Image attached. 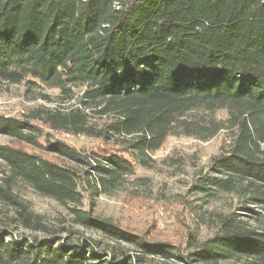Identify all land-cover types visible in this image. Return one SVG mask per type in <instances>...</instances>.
<instances>
[{
  "label": "trees",
  "instance_id": "1",
  "mask_svg": "<svg viewBox=\"0 0 264 264\" xmlns=\"http://www.w3.org/2000/svg\"><path fill=\"white\" fill-rule=\"evenodd\" d=\"M0 82L76 99L34 119L105 144L83 152L44 145L61 162L0 145V203L14 209L12 224L44 228L19 194L26 187L65 207L73 225L135 250L109 256L95 241L65 239L66 228L46 238L2 230L0 264H264V226L237 212L220 216L205 240L190 233L185 251L96 214L97 200L151 168L168 138L222 134L192 192L207 203L233 196L253 220L264 217V0H0ZM40 133L32 121L0 115L2 136L42 149Z\"/></svg>",
  "mask_w": 264,
  "mask_h": 264
},
{
  "label": "rangeland",
  "instance_id": "2",
  "mask_svg": "<svg viewBox=\"0 0 264 264\" xmlns=\"http://www.w3.org/2000/svg\"><path fill=\"white\" fill-rule=\"evenodd\" d=\"M76 99L65 102L59 92L25 85H11L0 82V115L26 119L40 127L42 149L18 142L0 135V145H10L32 152H38L61 162V158L46 154L44 145L48 142L63 141L80 151L99 150L105 146L101 141L56 132L34 119L45 109L68 111L77 106ZM224 119L226 111L217 113ZM224 136L203 142L187 137H170L164 146L154 154L151 168H138L137 175L126 179L116 190L114 196H102L97 200L96 214L109 218L122 228L140 234L148 241L164 242L185 251L188 235L196 233L205 240L215 232L220 216L237 212L242 219L254 228L264 226V217L259 221L251 214L240 209L239 202L228 195H221L213 202H205L192 192V186L201 175L209 171L212 159L221 151ZM5 166L0 161V180ZM19 194L29 203L34 219L42 225L39 231L23 230L19 224H12L14 209L0 203V231L11 230L16 238H46L53 231L68 229L63 234L74 243H86L88 240L99 244L98 251L107 255L121 253L135 255V250L125 244L109 241L101 235L86 231L72 224L65 207L55 200L35 194L26 187H20ZM85 209H88L87 201ZM142 264H181L176 260L164 261L148 258Z\"/></svg>",
  "mask_w": 264,
  "mask_h": 264
}]
</instances>
